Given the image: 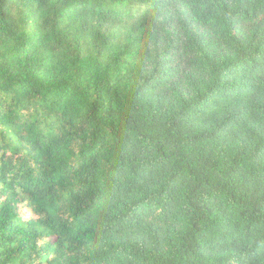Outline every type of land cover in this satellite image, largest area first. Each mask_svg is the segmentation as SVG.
Returning a JSON list of instances; mask_svg holds the SVG:
<instances>
[{"label":"trees","instance_id":"obj_1","mask_svg":"<svg viewBox=\"0 0 264 264\" xmlns=\"http://www.w3.org/2000/svg\"><path fill=\"white\" fill-rule=\"evenodd\" d=\"M0 264H264V0H0Z\"/></svg>","mask_w":264,"mask_h":264}]
</instances>
